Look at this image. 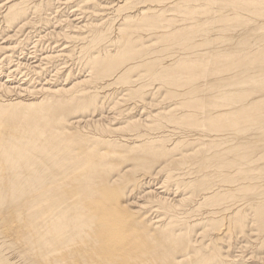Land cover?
Returning a JSON list of instances; mask_svg holds the SVG:
<instances>
[{
  "label": "bare ground",
  "instance_id": "bare-ground-1",
  "mask_svg": "<svg viewBox=\"0 0 264 264\" xmlns=\"http://www.w3.org/2000/svg\"><path fill=\"white\" fill-rule=\"evenodd\" d=\"M0 20V264H264V0Z\"/></svg>",
  "mask_w": 264,
  "mask_h": 264
},
{
  "label": "rangeland",
  "instance_id": "rangeland-1",
  "mask_svg": "<svg viewBox=\"0 0 264 264\" xmlns=\"http://www.w3.org/2000/svg\"><path fill=\"white\" fill-rule=\"evenodd\" d=\"M38 1H42V0H37V2ZM174 1H176V0H169V2H174ZM139 3H141L140 1H139ZM139 3L137 2L136 3V5H134V6H132V7H134V8H132V9H130L131 8V5L130 6H128L129 8H127L125 11H127V12H125L126 14H131V12L132 13H136V10L138 9V6H141L142 4H140L139 5ZM146 4H148V5H146ZM146 4H143L144 6H156V5H158V4H153V3H146ZM150 4V5H149ZM136 6H137V8H136ZM65 6H63L60 10H62V11H67V12H70L69 10H66L65 8H64ZM64 9V10H63ZM130 9V10H129ZM131 10H133V11H131ZM61 11V12H62ZM52 13V12H51ZM53 16H55V15H53ZM0 22H1V20H0ZM42 24V23H41ZM2 27V24L0 23V28ZM40 27H43V25L42 26H40ZM47 46V45H46ZM45 46V47H46ZM31 47L32 46H30L29 47V49H31ZM77 62H75V63H73L74 65H73V68L75 69V70H77V71H75V72H77V73H75V76L77 77V78H83V74H79V72L80 71H82L83 70V65H84V63L82 62V60L81 59H79V57L77 56ZM80 60V61H79ZM72 67V66H71ZM79 68V69H78ZM79 71V72H78ZM227 74H236L235 72H230V73H227ZM109 90H111V89H109ZM113 90V89H112ZM111 90V91H112ZM111 91H110V93H111ZM107 93H109L108 91H107ZM257 93H260V92H258V91H255V92H250V96H249V98H251V99H254V100H256V99H258V97L260 96L259 94H257ZM111 96H112V93H111ZM27 100H29V101H31V99L32 98H26ZM129 104V105H128ZM133 104V103H132ZM131 106V102H126L125 103V107L127 108L128 107V109H129V107ZM167 106H171L170 104H165V105H163L162 107L163 108H168ZM178 107V106H177ZM132 108V107H131ZM171 108V107H170ZM36 110V109H35ZM127 110V109H126ZM108 112H109V110H108ZM132 113H134L133 115L134 116H136V119H141L140 117L141 116H139L140 114H138L136 111L135 112H131V115H132ZM132 115V116H133ZM139 116V117H138ZM138 117V118H137ZM169 131V135H170V133H171V135H173L174 136V140L176 139H179L181 136H183V133L182 132H180V131H175L174 129H170V130H168ZM174 131V132H173ZM173 132V133H172ZM181 134H180V133ZM175 133V134H174ZM176 136H178V137H176ZM185 136V135H184ZM129 139H132V138H129ZM130 142V141H129ZM133 141H131L130 143H132ZM158 177V178H157ZM151 178H152V180H151ZM162 178V179H161ZM154 179V180H153ZM158 179H160V181L158 180ZM148 180V181H147ZM164 180V176L162 175H160V177L159 176H157L156 174H154L153 175V177H148L146 180H145V184L146 185H144V183H143V189L142 190H155V191H161L162 192V190H156V189H158V187L160 188V187H162V181ZM150 182V183H149ZM154 183V184H153ZM148 184V185H147ZM150 184V185H149ZM161 185V186H160ZM146 187V188H145ZM141 190V191H142ZM172 195L170 196L171 197V199L173 198L174 199V197L176 196L175 194H173V192L171 193ZM197 206H196V205ZM192 207L194 208V210H193V208L191 207V211H190V213H189V222H192V223H194V222H196V221H198V219H200V217L202 218V214H203V212H201L202 210H200V209H197V207H198V204L197 203H195ZM137 209V208H136ZM137 211H138V209H137ZM146 212V216H150L151 218L153 217L154 219L156 218V215L157 214H155V212H150L149 211V213L147 212V210L145 211ZM145 212H143L144 214H145ZM197 212H199V213H197ZM193 213V214H192ZM154 214V215H153ZM197 214V215H196ZM142 215V214H141ZM196 215V216H195ZM198 216H200L199 218H198ZM191 217V218H190ZM194 219H195V221H194ZM192 220V221H191ZM199 233H200V231H199ZM195 239H196V237H195Z\"/></svg>",
  "mask_w": 264,
  "mask_h": 264
}]
</instances>
